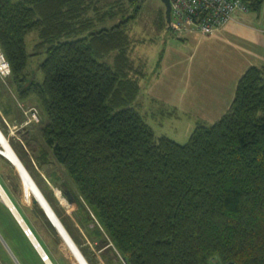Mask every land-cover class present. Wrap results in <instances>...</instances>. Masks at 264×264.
<instances>
[{
  "label": "trees",
  "instance_id": "16d2710c",
  "mask_svg": "<svg viewBox=\"0 0 264 264\" xmlns=\"http://www.w3.org/2000/svg\"><path fill=\"white\" fill-rule=\"evenodd\" d=\"M243 1L255 11L263 2ZM104 5L0 0L9 81L19 102L33 96L46 113L39 137L128 264H264V64L243 73L215 122L197 120L187 143L158 136L137 101L145 66L129 55L125 24L138 6L107 25L118 11ZM31 32L35 50L46 49L43 82L27 69ZM0 91L14 106L1 77Z\"/></svg>",
  "mask_w": 264,
  "mask_h": 264
},
{
  "label": "crops",
  "instance_id": "0c3cea01",
  "mask_svg": "<svg viewBox=\"0 0 264 264\" xmlns=\"http://www.w3.org/2000/svg\"><path fill=\"white\" fill-rule=\"evenodd\" d=\"M182 39L184 45L186 41L190 43L189 47L186 46L189 51L175 49L173 67L163 56L165 60L160 71L152 73L146 70L141 77L145 84L140 80L141 91L137 101L146 113L149 112L144 107L146 97L147 102L151 100L157 104L155 108L148 107L153 113L176 116V119H180L182 113H188L194 120L192 130L188 131L189 138L197 120L213 123L228 110L238 80L250 66L264 64V0L258 11L236 12L234 20L211 36L195 32ZM164 68L170 77L160 81ZM200 74L203 77L197 81L196 75ZM154 78H157L155 83ZM191 79L198 84L202 91L200 94H196L195 89L186 90V84ZM10 93L15 100L14 106L6 103L9 94L0 91V124L4 130H12L13 135V129L24 125L25 117L24 111L19 109L21 103L16 94ZM163 109L168 110L164 113ZM13 146L46 197L49 203L46 207L53 209L88 261L100 264L95 258L96 250L84 248L90 226L85 207L79 202L80 207L71 211L59 191H54V181L51 182V174L46 176L41 158L34 155L31 149L29 154L32 156L29 157L19 145ZM17 169L0 155V264H78L44 205L36 200L33 192V195L25 192L28 186ZM27 227L32 231L30 236L25 233ZM95 244L98 245L96 241ZM43 254L48 258L43 259Z\"/></svg>",
  "mask_w": 264,
  "mask_h": 264
},
{
  "label": "rangeland",
  "instance_id": "374dc122",
  "mask_svg": "<svg viewBox=\"0 0 264 264\" xmlns=\"http://www.w3.org/2000/svg\"><path fill=\"white\" fill-rule=\"evenodd\" d=\"M103 2H105L104 6H106L109 1L103 0ZM136 6H138V11L136 12L135 16L133 18H129L128 22L125 24V28L127 32H129L130 38L132 39L131 45L129 47V55L132 62H134L135 68L143 65L145 66L144 69L147 71L150 70L152 73H154L156 70H161L163 66L162 62L165 59L168 61V65L173 67L175 60V49L183 50L184 52L189 51L186 50V48L190 46V43L186 41V45H184V40L182 38L188 37V35H192L195 32L180 34L176 33L174 30H169L167 28L169 27V23L167 22L166 18V7L162 0H138L137 4L132 0H114V9L118 12L113 18L108 19L105 24H117L120 20L133 15ZM99 25L101 26L102 24ZM99 25H97V27ZM214 33L204 34L199 32V34L204 36H211ZM37 37V33L31 32L26 38V42L28 44L27 48L30 50L29 52L35 53L29 58L27 69L29 71L30 78H34L38 82H43L44 74L40 64L43 62L47 54L45 52V48H37V50H35L34 43ZM106 61H108L110 64L113 63L112 53L106 57ZM185 66L186 65L184 63V67ZM165 68L163 70V76H159L161 77L159 78L160 81L163 78L167 79L170 77L166 74L167 72L165 71ZM11 75L12 72L6 77H3L0 74V77L7 89L16 94L9 81V77ZM202 77L203 76L201 74L196 75V80L199 81V79ZM156 79L157 78H154V83L156 82ZM141 82L143 85L145 84L144 80H141ZM191 89H195L196 94H200L202 92L198 87V84L193 79L188 81L186 84V90L190 91ZM143 101L144 107H146L149 112L146 113L145 109H142V112L147 122L152 126L156 135H166L180 144H185L188 142V131L192 130L194 126V120L192 116H190L188 113H182L180 119H176V116L167 114L162 115L157 112L153 113L149 108H155L157 104L151 100L150 102H147V97L146 99L144 98ZM20 103L19 109L24 111L25 123L23 122V126L15 130L13 129V135H11L12 130L10 131L7 129V131H5L6 134L3 132L5 136L9 138L12 145H19L23 151L28 153L29 157L32 156L31 153L29 154V152L32 150L34 155H38L41 158L40 160H42L45 165V171H43L46 172V176L51 174V182L54 181V191H59L65 200V205H70L69 207L71 208V211L73 209L76 210L77 207H80V204H78L79 202L83 207H85L88 217L90 218V226L88 227L89 232L86 231L88 242H85L84 248L89 250L94 248L96 250L95 252L97 253L95 258L100 264H128L120 250H118L114 245L113 240L108 235L106 229L100 224L92 208L88 206L87 202L80 195L76 183L72 178H70V176H68L64 167L55 161L52 152L43 143L42 138L39 137V129L42 125L44 115L46 117L45 112L43 115L39 102L35 97L32 96L31 98ZM19 129L21 130L19 131ZM91 229H93V231H91ZM95 241L98 245L95 244ZM92 253H94V251L91 252V254Z\"/></svg>",
  "mask_w": 264,
  "mask_h": 264
},
{
  "label": "built area",
  "instance_id": "2783aa9c",
  "mask_svg": "<svg viewBox=\"0 0 264 264\" xmlns=\"http://www.w3.org/2000/svg\"><path fill=\"white\" fill-rule=\"evenodd\" d=\"M171 21L169 28L180 34L201 32L214 33L235 18L236 12H247L249 5L243 0H170ZM0 74L3 77L11 74V65L0 48ZM35 116V113H34ZM26 235L32 231L25 228ZM43 259L48 255L43 254Z\"/></svg>",
  "mask_w": 264,
  "mask_h": 264
},
{
  "label": "bare ground",
  "instance_id": "6f19581e",
  "mask_svg": "<svg viewBox=\"0 0 264 264\" xmlns=\"http://www.w3.org/2000/svg\"><path fill=\"white\" fill-rule=\"evenodd\" d=\"M0 151L3 153V155L6 158L10 159L18 167L20 173L22 174V176L24 178V181H25L26 185L30 188L29 189L27 187V189L25 190V192L28 195H33L32 194V192H33L36 197H38V198L40 197L39 198V199H41L40 201L45 202L46 197H45V199L43 198V196H42V193L43 192H42L41 188L38 186V184L36 183V181L34 180V178L32 177V175L30 174V172L28 171V169L25 167V165L22 163V161H21V159H20L17 151L15 150V148L13 147V145L11 144L9 138L7 136H5V134L3 133V130L1 128H0ZM46 201H47V199H46ZM46 206H47V204H46ZM46 206L44 205V207L46 208V210L49 213L50 217L52 218V220L54 221V223L58 226V228H59L62 236L64 237V239L66 241L67 246L72 251L73 256H74L75 260L77 261V263L78 264H90L89 261L87 260V258L85 257V255L82 253V251L77 246V244L73 241L72 237H70L68 235L69 233L66 232V230L59 224V222L57 220V217L55 216V213H54L53 209L52 208L51 209L50 208L48 209Z\"/></svg>",
  "mask_w": 264,
  "mask_h": 264
},
{
  "label": "water",
  "instance_id": "95a60500",
  "mask_svg": "<svg viewBox=\"0 0 264 264\" xmlns=\"http://www.w3.org/2000/svg\"><path fill=\"white\" fill-rule=\"evenodd\" d=\"M163 2H164V4H165V7H166V18H167V22L168 23H170V21H171V3H170V0H162ZM0 155H2L3 157H5L4 155H3V153L2 152H0ZM6 158V157H5ZM7 160H9L10 162H12L10 159H8V158H6ZM13 163V162H12ZM14 164V163H13ZM15 165V164H14ZM16 166V165H15ZM16 168H17V166H16ZM18 170V169H17ZM19 173V172H18ZM20 175V174H19ZM42 196H43V198L45 199V196H44V194L42 193ZM36 197V196H35ZM40 198V197H39ZM38 197H36V200L37 201H39V202H42V204H44L45 206H46V204H48V202L46 201V199H45V202H43V201H40L41 199H39ZM49 206V205H48ZM55 216H56V214H55ZM57 217V216H56ZM57 220H58V222H59V224L64 228V226L61 224V222L59 221V218L57 217ZM65 229V228H64ZM66 230V229H65ZM66 232H68L67 230H66ZM69 236H70V234H68ZM71 237V236H70ZM74 241V240H73Z\"/></svg>",
  "mask_w": 264,
  "mask_h": 264
},
{
  "label": "clouds",
  "instance_id": "9594fccd",
  "mask_svg": "<svg viewBox=\"0 0 264 264\" xmlns=\"http://www.w3.org/2000/svg\"><path fill=\"white\" fill-rule=\"evenodd\" d=\"M11 72H12V70H11ZM14 147V146H13ZM88 260V259H87ZM90 263V262H89ZM91 264V263H90Z\"/></svg>",
  "mask_w": 264,
  "mask_h": 264
}]
</instances>
